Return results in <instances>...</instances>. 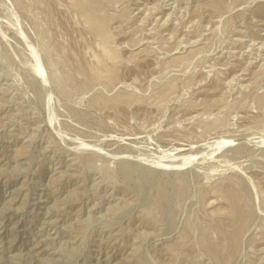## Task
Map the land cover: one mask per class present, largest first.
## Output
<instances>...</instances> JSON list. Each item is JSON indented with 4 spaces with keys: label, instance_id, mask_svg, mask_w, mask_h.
Here are the masks:
<instances>
[{
    "label": "rangeland",
    "instance_id": "obj_1",
    "mask_svg": "<svg viewBox=\"0 0 264 264\" xmlns=\"http://www.w3.org/2000/svg\"><path fill=\"white\" fill-rule=\"evenodd\" d=\"M0 264H264V0H0Z\"/></svg>",
    "mask_w": 264,
    "mask_h": 264
},
{
    "label": "bare ground",
    "instance_id": "obj_2",
    "mask_svg": "<svg viewBox=\"0 0 264 264\" xmlns=\"http://www.w3.org/2000/svg\"><path fill=\"white\" fill-rule=\"evenodd\" d=\"M160 163V162H159Z\"/></svg>",
    "mask_w": 264,
    "mask_h": 264
}]
</instances>
